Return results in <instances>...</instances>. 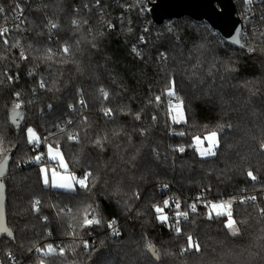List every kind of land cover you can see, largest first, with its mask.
I'll list each match as a JSON object with an SVG mask.
<instances>
[{"label": "trees", "instance_id": "16d2710c", "mask_svg": "<svg viewBox=\"0 0 264 264\" xmlns=\"http://www.w3.org/2000/svg\"><path fill=\"white\" fill-rule=\"evenodd\" d=\"M147 1L0 0V25L9 12L24 17L10 35L0 36V161L8 157L1 178L4 218L13 233L0 234L3 263L264 264L261 195L257 204L233 205L239 235L225 227L226 217H208L210 201L264 191V0L258 23L246 24L244 50L188 17L154 24ZM234 2L243 16L245 0ZM65 44L72 48L67 57L61 52ZM249 46L256 50L249 52ZM4 73L18 78L9 82ZM170 86L186 123L171 120ZM16 103L21 107L15 123L10 115ZM28 127L40 137L38 146L26 142L22 129ZM212 131L217 154L203 158L194 137ZM105 136L101 149L95 141ZM45 145L61 150L70 173H93L89 190L44 185L42 164L33 157L45 153ZM181 146L183 153L176 150ZM154 206L164 208L166 222L157 219ZM86 211L101 224L79 226ZM188 236L199 251H182ZM49 244L55 251L44 255Z\"/></svg>", "mask_w": 264, "mask_h": 264}, {"label": "snow or ice", "instance_id": "6c2138e0", "mask_svg": "<svg viewBox=\"0 0 264 264\" xmlns=\"http://www.w3.org/2000/svg\"><path fill=\"white\" fill-rule=\"evenodd\" d=\"M137 2H140V0H137ZM248 3H251V0H247ZM99 3V0H97V4ZM135 6V5H133ZM17 7H19V5H17ZM4 12V8L2 6H0V13H3ZM262 19H264V17H262ZM74 24H77L78 22L77 21H73ZM52 28H56L57 25L56 24H52L51 25ZM9 30L7 28H4L2 30H0V36H3L4 33L8 32ZM261 36H264V33H260ZM233 42L234 43H237V44H240V39L238 37H233ZM4 44H8V41L7 40H4L3 41ZM20 45L19 44H13L11 45V47H19ZM241 47H245V45L241 44L240 45ZM247 50L249 52H253L255 51L256 49L252 46H249L247 48ZM49 54H47L45 56L46 59H51V49L47 50ZM61 52L63 53L64 56H69L72 54V48L70 45H67L65 44L62 49H61ZM133 52L136 53V55H140V52L137 51V49L134 47L133 48ZM163 56V54H161ZM20 58L21 59H25L27 60L28 58L25 56L23 50H21L20 52ZM34 73L33 72H29V75H33ZM4 76L7 77V80L9 82H12L15 78H18V77H13L11 75H8L7 73H4L3 74ZM3 83V80L0 79V84ZM40 87L41 88H44L45 87V82L44 81H41L40 83ZM102 92V95L104 96V98H108V93L104 90H101ZM17 99H19V96H20V93H16L15 94ZM176 93L175 91L173 90V87L170 86L168 88V91H167V96L168 97H173L175 96ZM161 101V97L158 95L155 97V102H160ZM150 103L152 102L151 100L149 101ZM81 103L83 104V101H81ZM21 107L20 103H16L14 105V109H19ZM103 113L105 116H111L112 115V110L111 109H104L103 110ZM174 113V114H173ZM169 114L171 115V120L173 123L175 124H180V123H186V119H185V114H184V110H183V107H182V103H177L175 105H173L171 102L169 103ZM134 118L139 120L140 119V115L137 113L134 115ZM155 119V117L153 118ZM222 127V126H221ZM230 127V126H229ZM61 131H63V129H61ZM22 132H24L25 136H26V142L28 144H32V145H35L37 143L40 142V137L37 135L36 131L31 128V127H28L26 128V130L22 129ZM143 134V133H141ZM179 135H184L185 133L181 132V133H178ZM45 139H47L45 137ZM68 139L69 140H78L79 139V136L78 134L74 135V134H68ZM108 137L105 136L103 137L102 139H97L95 141V145L100 147L101 149H103V141L104 140H107ZM204 140L208 141L209 142V147L204 149V150H200L199 154L201 157H212V156H215L217 153L215 151V148L219 146V140H218V137H217V132L215 131H212L210 132L206 137L203 138ZM2 140H3V134L2 132H0V143H2ZM194 140L196 141V143L199 145V144H202L203 141L201 139V137L197 136V137H194ZM262 147H264V145H262ZM177 151L183 153L185 151V148L184 147H178L176 149ZM48 151H49V156L52 160H57V158H59V166L65 170H67V164L64 162L63 160V156L61 155L60 151L58 148L55 149V154L53 155V147L52 145H48ZM8 157L5 155L4 156V160L0 161V175H3L4 173V168H5V163L7 161ZM33 159L35 160V162H39L41 159H42V155H36L33 157ZM49 171H51V183H50V180H49ZM40 172L43 174V183L45 185H50L52 187H56V188H63V189H66L70 192L72 191H76V186L78 185L80 188L82 189H85V190H89V178H92L93 180L95 179L94 176H93V173L91 172H86L84 173L83 177L82 178H77L75 176H67V177H64V176H61V181L60 183H57L56 182V177L58 175L57 173V170L56 169H51L49 170L48 168H45V167H41L40 169ZM247 175L252 179V180H256V176L251 172L249 171L247 173ZM3 185L0 184V188H2ZM167 187V186H165ZM248 199H251V200H255L256 197H249ZM164 204V207H167L169 205V201L165 200L163 202ZM39 205V201H36L35 202V206H38ZM177 207H179V204H177ZM191 207V210L192 212H196V205L193 204L190 206ZM212 211H210L208 213V217L209 219L213 218V213L215 214V216H226L227 219H226V223H225V227L227 229H229L231 231V234L233 236H236V235H239L240 234V230L238 227H236V224L237 222L233 219L232 217V212L231 211H222V210H226V209H229L231 207V204L230 202H221L219 204L217 203H212L210 205ZM155 208V212L158 213L159 215L157 216V219L161 222H166L168 220V217L166 215H164V208L163 207H160V206H154ZM37 210L38 207H37ZM94 211V210H93ZM179 216H182L184 217L185 219L188 218V213L187 212H180L178 213ZM47 219V218H45ZM75 219V218H74ZM77 224L81 227H89V226H92V225H100L101 224V220L98 219L95 215H92L91 213H88L87 211L85 212L84 214V217H83V220L82 222L77 220L76 221ZM115 224V221H110L108 223V227L109 228H113V225ZM175 231L180 234L181 232V229L179 227V225H175ZM0 233H7L8 236H12L13 233L7 228L4 226V224L2 223V204H0ZM113 233L115 235H119V232L118 230H115L113 229ZM73 236L76 235V233L73 231L71 233ZM187 247L182 249V251H189L191 250L192 248H195L197 251H199V244L196 243L195 241H193L192 237L191 236H188V239H187ZM83 246L85 249H87L89 247V244L88 242H83ZM148 249L149 251H152L154 255L157 256V259L159 258V255L158 253L156 252L155 248L153 245L149 244L148 245ZM37 251H44L43 249H37ZM55 251V249L53 248V246L51 244H49L47 246V250L44 251V255H50L52 254L53 252ZM64 254V250L63 249H60V255H63ZM41 264H43V261H41Z\"/></svg>", "mask_w": 264, "mask_h": 264}, {"label": "water", "instance_id": "95a60500", "mask_svg": "<svg viewBox=\"0 0 264 264\" xmlns=\"http://www.w3.org/2000/svg\"><path fill=\"white\" fill-rule=\"evenodd\" d=\"M147 6L154 24L158 26L168 20L188 17L192 21L209 25L229 46L245 49L240 46L243 44L245 28L234 0H149ZM233 37H238L240 44L234 43ZM2 205L4 208V197Z\"/></svg>", "mask_w": 264, "mask_h": 264}, {"label": "built area", "instance_id": "2783aa9c", "mask_svg": "<svg viewBox=\"0 0 264 264\" xmlns=\"http://www.w3.org/2000/svg\"><path fill=\"white\" fill-rule=\"evenodd\" d=\"M149 1V0H148ZM259 3H260V0H251V3H248L247 0H245L244 2V8H243V16H241L242 18V22H243V25H244V28L246 29V24H256L258 23V21L261 19V13H260V10H259ZM146 11L148 13V15H150L149 13V8L148 6L146 5ZM4 18V24L3 25H0V30L4 29V28H7L9 31L4 33L3 36H6V35H10V31L13 29V28H16V27H20L23 23H24V17H23V12L20 11L18 14H12V12H9L8 14L4 15L3 16ZM245 29H244V32H245ZM244 36V34H243ZM242 36V37H243ZM244 44V43H243ZM172 103L173 105L177 104V103H182V101L172 97L170 98V101L169 103ZM39 155H42V159L40 161H43L45 162L46 164H48V160H47V156H46V153L42 152L40 153ZM35 164H39V162H35ZM241 195H239L237 198V201L240 203V204H257L260 202L261 198H260V195L261 197L264 199V191L262 192H259V193H252V194H249V193H245V191H241ZM256 197L255 200H251V199H248L249 197ZM203 196H198V198H202ZM204 201H206L204 199ZM235 201V200H234ZM221 202H227V199H221V200H218V201H210V203H221ZM174 218H177V215L174 216ZM9 259H11L12 261L14 262H17V259L15 257L11 258L10 256H8ZM0 264H6V263H3L1 260H0Z\"/></svg>", "mask_w": 264, "mask_h": 264}, {"label": "rangeland", "instance_id": "374dc122", "mask_svg": "<svg viewBox=\"0 0 264 264\" xmlns=\"http://www.w3.org/2000/svg\"><path fill=\"white\" fill-rule=\"evenodd\" d=\"M174 114V113H173ZM185 114V113H184ZM19 115H20V111L18 110V109H14V110H12V112H11V115H10V117L14 120V119H17L18 117H19ZM171 116V115H170ZM181 124V123H180ZM202 139V141H203V143L202 144H197V143H195V148H196V151L198 152V154H199V152H200V150H204V149H206V148H208L209 147V142L208 141H206V140H204L203 138H201ZM196 142V141H195ZM40 143H37V144H35V145H39ZM46 146V156H47V160H48V164H46L45 162H43V161H39V163H41L42 164V167H45V168H48L49 170H51V169H56L57 170V173H58V175H57V177H56V182L57 183H60V182H62L61 181V176H64V177H67V176H75V177H77V178H82V177H79V176H77V175H75V174H72V173H70L69 172V169H68V167H67V170H65V169H63V168H61L60 166H59V158H57V160H52L51 158H50V156H49V151H48V145H45ZM53 147V155L55 154V149L57 148V147H54V146H52ZM217 148L218 147H216L215 148V151L217 150ZM59 149V148H58ZM59 151H60V153H61V155H62V152H61V150L59 149ZM39 155V154H38ZM200 155V154H199ZM63 156V155H62ZM203 158H212V157H203ZM64 160V159H63ZM64 162H65V160H64ZM66 163V162H65ZM6 165V164H5ZM42 174V173H41ZM43 175V174H42ZM51 171H49V180H50V183H51ZM0 184H2L3 185V180H2V178L0 177ZM45 185V184H44ZM45 186H47V187H50L51 189H55V190H60V191H64V192H68V190H66V189H63V188H56V187H52V186H50V185H45ZM80 187L77 185L76 186V190L77 189H79ZM4 188L2 187V188H0V204H2V199H3V197H4V190H3ZM227 202H230V204H231V207L229 208V209H226V210H222V211H231L232 210V207H233V205L234 204H236V202H238L237 201V198H235V201H234V199H227ZM239 203V202H238ZM240 204V203H239ZM164 214V213H163ZM223 217H226V216H223ZM227 218V217H226ZM2 223L4 224V226L5 227H7V225H6V219L4 218V208H3V205H2ZM8 228V227H7ZM230 233H231V231H230ZM0 234H7V233H0ZM53 254V253H52Z\"/></svg>", "mask_w": 264, "mask_h": 264}]
</instances>
